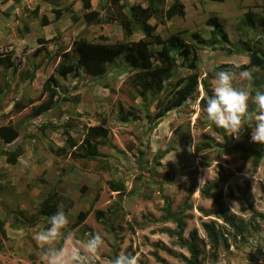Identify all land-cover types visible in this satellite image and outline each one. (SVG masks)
<instances>
[{
    "label": "rangeland",
    "instance_id": "rangeland-1",
    "mask_svg": "<svg viewBox=\"0 0 264 264\" xmlns=\"http://www.w3.org/2000/svg\"><path fill=\"white\" fill-rule=\"evenodd\" d=\"M82 1L0 0V58H9L13 63L9 68L0 66V123L20 130V138L13 144L5 145L0 140V237L3 231L8 237L0 239V264H40L41 248L34 234L41 226L47 227V221L38 217L34 226L28 221L38 215L53 188L60 202H74L70 208L61 204L68 215L66 231L72 233V240L68 244L61 241L60 245H82L90 234L102 235L104 246L93 264H111L121 253L135 255L138 264H185V259L190 258L188 249L180 246L176 237L163 233L176 231V224L165 219L168 204L171 214L187 223L184 241L189 243L191 234L197 233V242L203 249L201 264H264V220L256 217L258 229L251 223L252 209L264 215V163L254 171L251 160L244 162L240 153L221 149L245 140L257 148L251 140L252 129L245 125L236 139L206 121L200 105L209 94L204 84L212 92L217 69L250 64L246 54L229 53L221 48L222 44L212 43L213 27L207 21L217 18L231 45L239 47L249 40L264 56V27L260 24L264 0H181L185 6L183 17L165 24L155 18L149 20L163 39L177 34L192 49L189 61L173 51L180 67L164 92L156 97L147 93L142 98L135 72L122 56L108 66L103 77L57 78L60 94L52 103L53 109L34 118V110L48 103L43 93L45 82L51 76L58 77L56 69L60 65L76 62V40L99 43L102 36L110 45L125 41L118 23L86 24ZM123 1L129 6L147 4V0ZM91 3L103 18L113 7L112 0ZM172 3L167 0L168 6ZM56 10L63 11L58 20ZM247 14H252L256 22L253 26L245 23ZM193 34L200 38L194 40ZM143 38L138 27L128 41ZM39 39L47 43L41 45ZM39 47L44 50L35 56ZM160 49L158 45L150 46L154 64ZM192 62L199 76L196 93L151 129L157 104L168 101L172 89L192 73ZM247 70L252 79L235 83L246 86L254 96L257 89H264V71ZM18 101L26 106L21 112L15 109ZM250 112L253 117L258 112L252 103ZM122 116L130 118L125 121ZM102 119L107 121L109 136L99 148L100 161L83 169L70 156L52 151L66 145L64 131H70L81 142L87 129L100 125ZM14 146H21L24 153L16 165H10L2 150ZM223 175H228L229 181L213 193H222L225 211L248 223L242 238L217 219L218 207L203 195ZM111 183H122L124 189L121 193L111 192ZM88 211L86 220L80 223ZM99 211L105 222L96 219ZM212 220L229 243L228 247H220L216 260L211 257L213 250L202 227Z\"/></svg>",
    "mask_w": 264,
    "mask_h": 264
},
{
    "label": "trees",
    "instance_id": "trees-1",
    "mask_svg": "<svg viewBox=\"0 0 264 264\" xmlns=\"http://www.w3.org/2000/svg\"><path fill=\"white\" fill-rule=\"evenodd\" d=\"M112 0V9L109 11V15L103 18L99 11L92 9V0H83V9L86 13L83 19L88 25H101L106 23H118L123 31L125 41L122 43L108 44L107 38L100 37L101 42L89 41L85 38L76 40L73 43V51L77 55L76 62L71 65L62 64L56 69L58 77L51 76L44 84L43 93L48 96V103L36 108L33 113V117L37 118L53 109V101L58 96L59 80L66 78L69 75H76L77 77L89 76L92 78H100L108 73V66L115 63L120 57L124 56L125 62L130 69L135 72L136 85L140 88V96H144L149 93L153 97L160 95L166 90V85L179 70V60L173 54V51L178 56L183 57L184 61H189L192 56L191 47L186 44L179 35L175 34L167 39H163L156 33V26L149 23V20L155 18L161 24H165L167 21L173 20L175 17H183L185 15V6L181 0H173L171 5H167V0H147L146 6L142 4H133L129 6L126 1ZM222 1V0H212ZM37 12V11H36ZM56 19H60L62 16L61 10H56ZM9 14V13H8ZM252 14H247L245 23L253 26L256 22L251 19ZM47 23V19L45 21ZM249 23V24H248ZM260 24L264 27V19L260 21ZM207 25L213 27L211 32L212 43L222 44V49H225L229 53L246 54L250 60V64L247 66L239 67V70H247L249 68H257L264 71V56L249 40H244L239 47H235L229 43V39L226 34L223 33L222 25L217 18H211L207 21ZM140 28L144 33L145 38L137 42H129L128 39L132 37L137 28ZM28 31V29H26ZM194 40L200 38L199 34H193L191 36ZM39 44L45 45L47 43L44 39L38 40ZM151 45L161 46L160 51L155 56L156 64L153 63V54L150 51ZM44 47H39L35 51V56H38L43 52ZM195 55L197 53L195 52ZM67 56V55H66ZM0 66L9 68L13 66V63L9 58H0ZM192 73L188 75L183 81L179 82L173 89L171 97L164 103L157 104V112L152 117L153 125L151 129H154L160 121L167 116L169 112L176 108L184 106L196 93L199 86V76L197 74V66L194 62L189 65ZM221 71V68L217 69ZM58 78V79H57ZM206 91L209 93L208 98L212 92L209 90V86L204 84ZM206 99H202L200 105L204 108ZM26 106L21 102H17L15 109L21 112ZM123 107H120V113L123 114ZM122 120H128L130 117H121ZM66 137V145L64 147H58L52 151L56 155L70 156L69 158L79 164L83 169L89 168V166L100 161L99 148L103 141L109 136V129L107 128L106 119H102V122L98 126L89 127L84 134L83 139L79 142L75 139L70 131H64ZM20 138V130L13 125H1L0 123V140L5 145L13 144ZM231 145H224L221 149L226 152L240 153L242 160L248 162L251 160L254 171L264 163V146L257 144V148L249 141L245 140L243 143ZM224 148V149H223ZM24 149L21 146H14L11 149L2 150V155L5 156L6 162L10 165H16L18 159L23 155ZM142 154V153H141ZM143 155V154H142ZM142 158H140V165ZM229 181L228 175H223L215 180L204 191L203 195L213 202L218 207L216 213L217 219L223 221L228 225L235 233L236 237H243L248 223L244 220H238V218L225 211L223 206L222 193L214 194V190L218 189L222 183ZM124 189L122 183H111L110 191L121 193ZM98 198V197H97ZM60 198L55 188L52 193L48 195V198L43 202L38 215H33L32 219L28 222L31 226H34L38 220V217H44L45 220L57 211L58 205L65 204L67 207H72L74 202L71 199H66L60 202ZM253 220L251 221L253 227L258 229L259 223L256 222V217L264 220V215L257 213L252 209ZM89 211L81 218L80 223H83ZM103 212L96 213V219L99 222H105L103 218ZM206 216H211L206 214ZM36 218V219H35ZM165 219L171 220L176 224V231L165 230L163 233L168 234L170 237H176L180 246L186 247L190 253V258L185 259V264H201L203 256V249L197 242V233L191 234V241L189 243L184 241V233L187 226L186 221L183 218H175L171 214L170 204L165 208ZM254 222V223H253ZM48 226V225H47ZM203 230L211 244V257L213 260L218 258V251L223 245L228 247V240L219 228L215 221L203 223ZM2 238L7 239L6 231L2 232ZM0 240V243H1ZM1 248V246H0Z\"/></svg>",
    "mask_w": 264,
    "mask_h": 264
},
{
    "label": "clouds",
    "instance_id": "clouds-1",
    "mask_svg": "<svg viewBox=\"0 0 264 264\" xmlns=\"http://www.w3.org/2000/svg\"><path fill=\"white\" fill-rule=\"evenodd\" d=\"M251 79V72L240 71L239 65L217 71L212 80V94L203 108L204 119L217 128L227 130L236 139H239V133L246 125L252 129V142L264 146V89H257L252 96L246 86L235 83ZM250 103L258 109L254 117L250 112ZM68 224V215L63 206L58 205L56 213L47 219L48 226H41L35 232L34 239L41 248L40 264H93L101 254L104 240L99 233L90 234L82 245H60L61 241L68 244L72 240V233L66 231ZM111 264H138V260L135 255L121 253Z\"/></svg>",
    "mask_w": 264,
    "mask_h": 264
},
{
    "label": "crops",
    "instance_id": "crops-1",
    "mask_svg": "<svg viewBox=\"0 0 264 264\" xmlns=\"http://www.w3.org/2000/svg\"><path fill=\"white\" fill-rule=\"evenodd\" d=\"M11 145V144H10Z\"/></svg>",
    "mask_w": 264,
    "mask_h": 264
}]
</instances>
